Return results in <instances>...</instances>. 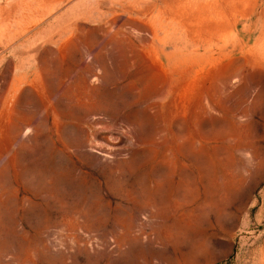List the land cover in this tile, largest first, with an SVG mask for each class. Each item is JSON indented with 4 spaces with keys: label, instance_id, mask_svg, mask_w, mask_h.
<instances>
[{
    "label": "rangeland",
    "instance_id": "374dc122",
    "mask_svg": "<svg viewBox=\"0 0 264 264\" xmlns=\"http://www.w3.org/2000/svg\"><path fill=\"white\" fill-rule=\"evenodd\" d=\"M0 264H264V0H0Z\"/></svg>",
    "mask_w": 264,
    "mask_h": 264
}]
</instances>
